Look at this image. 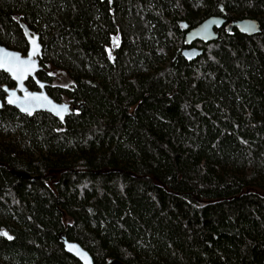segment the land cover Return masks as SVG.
Instances as JSON below:
<instances>
[{
    "label": "trees",
    "instance_id": "obj_1",
    "mask_svg": "<svg viewBox=\"0 0 264 264\" xmlns=\"http://www.w3.org/2000/svg\"><path fill=\"white\" fill-rule=\"evenodd\" d=\"M210 17L261 32L187 62L181 23ZM23 27L75 109H0V264H81L60 237L94 264H263L264 0H0V45L27 53Z\"/></svg>",
    "mask_w": 264,
    "mask_h": 264
},
{
    "label": "water",
    "instance_id": "obj_2",
    "mask_svg": "<svg viewBox=\"0 0 264 264\" xmlns=\"http://www.w3.org/2000/svg\"><path fill=\"white\" fill-rule=\"evenodd\" d=\"M225 25V26H224ZM181 26L187 33L184 37V43L187 46L181 51V56L187 61L191 62L199 58L203 51L199 48L192 47V44L195 42H201L208 44L214 42L218 39L219 34L215 31L216 29H221L224 26V32L227 35H232V30L235 29L238 33L246 36H254L261 32L260 24L257 20L254 19H243V20H227L223 17H210L207 20L203 21L197 27L188 30L186 23H181ZM25 38L28 44V51L26 55L22 53L9 49L5 46L0 45V59L5 60L6 67H14L18 64L14 58L19 57L20 61H29L35 65V68L28 71L27 74L23 76L22 79L14 78L11 71L5 70L4 67H0V72L6 74L11 81L15 84L14 88H8L7 86L3 87V91L6 96L4 102L0 99V109L3 105L9 106L17 110L20 114L26 115L28 117H33L35 114L44 112L48 113L51 116L58 119L63 123L66 117L72 113V110L75 109L68 103H58L55 102L46 92L45 87L47 86L46 82H43L37 78V73L42 69L39 64V58L42 56L43 47L40 43V37L38 34L29 31L26 27H23ZM35 40V46L38 49L35 54L33 53V43ZM20 75V72H17V76ZM29 79H33L37 84L39 91H31L26 86V83ZM15 93V103H9L11 94ZM43 97L44 99L32 100L28 97ZM67 107V112L63 114V119L55 113L53 110L54 107ZM27 107L29 111H24L22 108ZM60 241L63 244L64 251L69 255L77 259L81 264H94L93 258L91 255L82 248L78 243L68 241L65 237H60ZM264 264V261H263Z\"/></svg>",
    "mask_w": 264,
    "mask_h": 264
},
{
    "label": "snow or ice",
    "instance_id": "obj_3",
    "mask_svg": "<svg viewBox=\"0 0 264 264\" xmlns=\"http://www.w3.org/2000/svg\"><path fill=\"white\" fill-rule=\"evenodd\" d=\"M32 43H33V53L32 54H35L36 51H38V49L35 46V43H36L35 40H33ZM114 43L118 44V38L114 40ZM14 59L18 61V64L11 68L6 67L7 62L3 59H0V67H4L5 70L11 71L13 73L14 78L22 79L23 76L27 74L28 71L35 68V65L30 62V59L29 61H20L19 57H15ZM17 72H20L19 76H17ZM28 98L32 100L44 99L43 97H35V96L28 97ZM15 102H16L15 93H12L9 99V103H15ZM22 110L29 111V114H31L30 110L27 107L22 108ZM53 110L55 111L57 115L60 116L61 119H63V114L67 112L68 109L66 106H62L58 108L54 107ZM8 239H11V237H8Z\"/></svg>",
    "mask_w": 264,
    "mask_h": 264
},
{
    "label": "rangeland",
    "instance_id": "obj_4",
    "mask_svg": "<svg viewBox=\"0 0 264 264\" xmlns=\"http://www.w3.org/2000/svg\"><path fill=\"white\" fill-rule=\"evenodd\" d=\"M24 55H26V53ZM47 72L53 77L52 85L67 86L69 84V79L62 70H56L50 67L47 69ZM61 102L67 103L65 100Z\"/></svg>",
    "mask_w": 264,
    "mask_h": 264
},
{
    "label": "flooded vegetation",
    "instance_id": "obj_5",
    "mask_svg": "<svg viewBox=\"0 0 264 264\" xmlns=\"http://www.w3.org/2000/svg\"><path fill=\"white\" fill-rule=\"evenodd\" d=\"M232 20V19H231ZM229 21V20H228ZM225 26V25H224ZM224 26H223V28H221V29H216L215 31L219 34V33H221V32H224ZM235 29H233L232 30V32L231 33H233V31H234ZM236 31V30H235ZM225 33V32H224ZM41 43V42H40ZM23 55V54H22ZM40 59V58H39ZM40 64V63H39ZM42 67V66H41ZM42 70V69H41ZM40 70V71H41ZM39 71V72H40ZM38 72V73H39ZM3 73V72H2ZM38 73H37V78H38ZM10 79V78H9ZM10 81H11V79H10ZM30 81H32L34 84H35V86H36V88L35 89H30L29 88V86H28V83L30 82ZM12 82V81H11ZM44 82V81H43ZM13 83V82H12ZM14 84V83H13ZM48 83H47V86L45 87V89L48 87ZM4 86H7L8 88H14L15 87V84H14V86L13 87H9L8 85H4ZM3 86V87H4ZM26 86L28 87V89H30L31 91H39V88H38V86H37V84L35 83V81L33 80V79H29L28 80V82L26 83ZM3 87H2V92L4 93V97H3V99H1L3 102H4V98H5V96H6V94H5V92L3 91ZM47 92V91H46ZM56 102V101H55ZM58 103H62V102H58Z\"/></svg>",
    "mask_w": 264,
    "mask_h": 264
}]
</instances>
